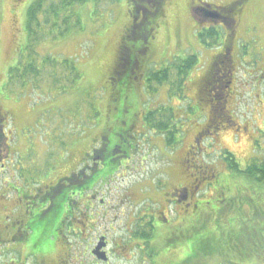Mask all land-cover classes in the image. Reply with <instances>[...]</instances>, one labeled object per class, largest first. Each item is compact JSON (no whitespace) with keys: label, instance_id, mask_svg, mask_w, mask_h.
<instances>
[{"label":"rangeland","instance_id":"374dc122","mask_svg":"<svg viewBox=\"0 0 264 264\" xmlns=\"http://www.w3.org/2000/svg\"><path fill=\"white\" fill-rule=\"evenodd\" d=\"M39 1L0 0V112L7 116L2 131L5 140H1L0 149L2 155H5L7 151L5 144L11 145L9 154L13 161L9 160L7 165L13 162L15 168L14 170L6 168L0 174V194L3 196V199H0L2 220H5L6 214H10L11 206L21 204L24 209L30 206L27 198L19 201L21 195L12 197L11 190L7 187L23 185L25 189L26 185L23 183L26 178L25 183L29 181L31 185L35 183L34 187L41 188L61 177L69 170V166L79 159V155L88 150L91 143L99 137L105 114L108 113L107 107L110 105L117 107L121 99L127 98V103L133 106L144 104L147 111L156 110L161 106L173 109L179 106L185 111L179 113V116L183 113L185 119L182 124L184 126L181 143L175 156L177 162L181 161L184 150L193 145L197 131L204 128L205 124H211L210 109L205 110L207 102L204 100L203 104H199L197 102L199 95L196 91L206 68L200 67L201 69L190 73L192 76H189L191 82L190 80L188 82L190 91L188 85L186 104L177 99H171L172 102L166 100L164 89H160L152 98L146 91L147 74L166 65L174 56L197 54L200 57V65L203 59V64L208 66L210 55L215 53L211 51L210 55L206 56L204 52L207 50L202 48L197 40L196 25L190 10L192 0H164L163 16L156 21L153 19L152 28L155 26V31L160 33L157 35L154 32L158 37V51L148 61L151 63L149 69L139 64L129 66L127 61L125 62L127 60L125 45L130 48L128 40H124L126 29L130 25L132 8L130 0H119L114 4L100 2L97 5L88 0L70 10V13H74V18L73 23L67 27L63 22L68 14L62 10L60 0H44L42 12L37 14V19L32 22L29 34L28 12ZM159 1L155 0V3L159 4ZM202 1L216 5L224 3L227 6L233 3V0ZM54 9L60 13L58 17L53 15ZM136 9L144 14L145 5L138 3ZM152 16L160 17L155 11ZM138 21L143 23L144 16ZM237 21H240L236 30L238 47H235L234 51H238L239 56L235 57V77L232 79L234 97L226 105L234 123L230 122V118L225 119L222 122L224 128L216 132L211 129V135L200 141V145L210 153L201 154L202 164L222 173L219 185L222 184L226 192L225 196L219 199L222 201L221 204H216L219 200L215 197L207 201L208 205L216 204L219 207L217 212L208 215L203 205L205 218L201 221L205 224H195L194 253L196 254L200 242L206 244L207 251L224 248L228 242V234H234L240 245L254 238L255 242L259 243L258 246H263L262 253L257 259L244 261L243 264H264V189H258L247 179L229 173L223 164L225 162L222 156L223 151H230L239 164L245 167L253 157L264 154V0H249L242 17L237 18ZM138 35L141 36L140 31ZM130 42H133V39ZM28 51H31L32 56L27 55ZM47 56L55 58L58 62H62L63 59L71 60L80 72L81 79L74 87L68 89L67 93L62 94L58 87L45 80L35 83L33 89L7 87L8 70L21 58L29 60L32 57L31 59L38 62ZM117 62L119 64L117 72L123 74L128 70L131 78H123L119 82L115 80L116 82L110 85L111 73L118 65ZM135 73L137 75L142 73V80L140 78L136 81ZM142 84L144 86L141 90ZM220 102L219 99L215 101L214 111L220 112L222 107ZM191 104L193 111L187 112L188 105ZM94 109L98 112L95 115ZM114 114L115 109L110 113L112 119L115 118ZM147 133L148 139L153 136L154 146L150 148V142L145 140L141 153L162 155L163 136L149 130ZM257 146L262 150L256 151ZM119 187L122 189L127 187V183H122L121 177L111 186H104L99 190L110 203L109 207L102 209L109 219L121 215L123 198L119 197V192L115 190ZM236 196L240 199L231 207L230 202L233 203ZM59 198L58 195L55 201L58 202ZM12 217L14 220L9 225H0L1 241L7 240L10 233L19 234L20 228L24 225L20 213ZM38 239L37 235H31L30 240L35 242L34 245L42 244L37 243ZM57 245L54 253L56 259L60 261L62 257H66L62 256L66 252L60 243ZM17 246L21 248L19 243L10 241L0 243V264L19 262L20 257L10 252ZM72 254V263L82 262L80 250H74ZM226 254L233 258L238 255ZM220 262L222 261L202 258L197 259L195 264H222Z\"/></svg>","mask_w":264,"mask_h":264},{"label":"flooded vegetation","instance_id":"af4514ba","mask_svg":"<svg viewBox=\"0 0 264 264\" xmlns=\"http://www.w3.org/2000/svg\"><path fill=\"white\" fill-rule=\"evenodd\" d=\"M133 1L126 34L135 40L130 44V48L127 44L125 46V62L127 61L129 66L139 64L148 67V61L158 51V37L153 31L147 30L145 34L143 27L146 28L156 9V14L160 15L164 0H160L159 4H156L155 0ZM138 3L145 5L143 15L136 9ZM242 3L247 4L245 1ZM206 4L208 3L202 0H192L190 5V10L199 8L202 15L212 14L208 18H197L202 28L220 25L228 29L225 28L226 37L222 40L221 52L218 54L221 57L216 55L208 70L203 71L196 90L199 96L202 94L199 100L201 102L198 103L203 104L204 100L207 102L206 111L210 109V103L218 99L221 101L219 121L211 122L216 132L223 128V121L220 119L227 117L226 105L234 97L233 82L230 81L228 86L224 84L226 79L235 77V57L239 56L238 51H234L236 30L240 23L237 18L242 17L244 9L231 10L232 5L221 8L211 4V9L208 10ZM142 16L144 22L140 24L138 20ZM139 31L141 36L138 35ZM124 37L126 41L128 36ZM224 48L226 52L223 51ZM113 74L120 79L129 75L128 70L120 74L116 69ZM140 77H143L142 73L136 75L135 80ZM164 94L170 102L175 99L168 97L167 91ZM126 100L127 98L121 99V103L114 108V119L110 114H106L104 123L108 120L112 124L111 127L106 133L101 131L97 143L82 152L66 173L41 188L28 185L30 189L27 199H30V206L21 210L12 203L15 206L10 207V214L5 215V220L0 218V225H9L14 220L12 216L20 213L23 217L24 225L19 234L10 233L7 240H0V243H19L21 248L17 246L14 251H10L20 257L19 262H13L14 264H76L72 263V253L77 249L83 257L82 262L76 261L77 264H195V224L203 222L201 219L205 218V212L210 215L211 212L219 210L216 204L222 203L219 199L223 198L226 192L225 187L219 185L222 173L204 166L200 160L201 154H210L200 145L206 133L210 132L208 125L199 128L193 145L184 150L180 162L175 158L178 149L169 150L162 155H149V152L142 154L145 140L150 142V148L154 146L153 139L147 138L149 128L145 118L148 111H145L143 106L130 105ZM229 118L230 122L234 123L231 115ZM6 121L7 116L0 113V148L1 140H5L2 131ZM240 128L239 125L238 129ZM10 146L5 144V155H2L0 149V174L6 168L15 169L13 162L7 165L9 160L13 161L9 154ZM223 164L229 170L226 162ZM120 177L122 183H127L125 189L115 188L119 197L123 198L121 215L109 219L102 209L109 207L110 203L99 190L104 186H111ZM15 187H7L14 197L18 192ZM58 195L60 198L56 202ZM214 197L219 201H216L214 206L208 205L207 201ZM0 199H3L2 194ZM51 212L54 213L50 215ZM31 235H37V243L42 244L34 245L35 242L30 240ZM59 243L66 252L62 255L66 257H62L60 261L54 253ZM241 246L246 249L245 256H252L249 252L252 246H258V242L250 238Z\"/></svg>","mask_w":264,"mask_h":264},{"label":"trees","instance_id":"16d2710c","mask_svg":"<svg viewBox=\"0 0 264 264\" xmlns=\"http://www.w3.org/2000/svg\"><path fill=\"white\" fill-rule=\"evenodd\" d=\"M43 1L44 0H40L39 2H36L29 9L28 25H27L28 30H29L28 31L29 34L31 33L32 22L37 19L36 18L37 14L42 12L43 4H44ZM87 1L88 0H60V6H61L62 10H65L64 12H67V14H68L66 17H64L63 25L65 27L70 26V24L73 23L72 19L74 18V13L73 12L70 13V10L74 6L84 4ZM91 1H93L97 5L100 2L113 3L114 4V3L118 2L119 0H91ZM243 1H245L247 3V1H249V0H233V3L230 4V5H232V7L230 9L231 10L235 9V8L237 10L245 9L246 4L245 3L243 4L242 3ZM130 2H131L130 6L132 4L134 5L133 0H130ZM208 4L211 5V3H208ZM230 5H228V6H230ZM136 6H137V4H136ZM219 6L221 8L228 7L227 5H224V3H223V5L220 4ZM156 10H155V12H156ZM192 10L193 9H191V13H192ZM53 15L55 17H58L60 15V13H58V11L56 9H54ZM142 15H143V13H142ZM162 16H163V9L160 10V17H157V18L154 16H152V18L150 17V20L146 26L147 28L143 27L144 31L149 30V31H153V32L157 33L154 29L155 26H154V28H152L153 22H154V20L156 21L158 18H161ZM192 18H193V16H192ZM193 21L196 25L197 40L201 44L202 48L207 50L204 52L205 55L209 56L211 51H215V53L212 54L213 56L210 55V57H209L210 62L208 63V66L203 64V59H202L201 65H200V57L197 54H189L185 57L174 56L172 59H170L169 62H167L166 65L158 68L155 71H151L147 74L146 91L150 94V98L154 97V94H158L160 89H164V91H167L168 97L172 96L175 99L180 100L182 103L186 104V102L188 101V98L186 97V94L188 91V85H189V91H190V84H188V82H189V80L191 82L190 77L192 76V75L190 76V73L192 71L195 72L196 70H199L200 67L206 68L205 71H207L211 62L213 61V58L216 55L220 54V52H221L220 49L222 48V46H221L222 40L226 37L225 36V30L227 28L225 27L226 28L225 29L219 25V26H210L209 28L204 26V29H203L202 28L203 26L200 25L201 24L200 22L195 21L194 18H193ZM76 24H78V23H76ZM225 26H227V25H225ZM159 33H160V31L157 33V35ZM125 36H128L127 40H128L129 45L134 42L135 39H133V37H130L131 35L126 34ZM132 39H133V42H130V40H132ZM235 42H236L235 47H238L237 46V40H235ZM125 46H127V45H125ZM223 51L226 52L225 48L223 49ZM27 55L32 56L31 51L30 52L28 51ZM218 57H221V55H218ZM31 58H29V60H26V58H21L13 67L9 68L8 74H7V83H6L8 88L14 89L15 87L16 88L19 87V88H22L23 90H25L26 88L30 89V87H31L33 89L35 83L45 80V82L53 83L56 87H58L61 90L62 94H65V93H67L66 91L68 89H71L72 87H74L76 82L81 79L80 72L76 68L75 63L71 60L63 59L62 62H58V60H56L55 58L47 56V57L41 59L40 61L36 62L34 59H31ZM214 61H217V60H214ZM116 64H118V62ZM150 64L151 63H149V65ZM149 65H148V67H146L147 69H149ZM118 66H119V64L116 65L115 69H117ZM213 68H215V67H213ZM112 74H113V71L111 73L112 78L110 79V85H112L116 81H118V82L120 81V78L117 75H115V74L112 75ZM142 76H143V74H142ZM128 77L131 78V76H129V75H128ZM128 77H127V79H128ZM140 78L142 80L143 77H140ZM230 81H232V79H230V78L226 79L224 85L228 86ZM60 85H62V86H60ZM143 86L144 85L142 84V86L140 88L141 90L143 89ZM213 95L216 96V94H213ZM200 97L202 98V94H201V96H199V98L197 100V102H199V103L201 102V101H199ZM214 104H215V102L210 103L211 114H210L209 122L216 120L220 116V112L214 111ZM140 106H143L144 110H145L144 104L140 105ZM115 107L116 106H114V105L108 106L107 107L108 113H106V114L109 115L110 113H112L114 111ZM192 107H193L192 104L190 106L188 105L189 111H187V112L193 111ZM180 108H179V106L175 109H173L172 107L161 106V107L157 108L156 110H148V112L146 114L145 122H146V125H148L149 132H153V133H156L160 136H163L164 147L161 149L163 154H166L169 150L173 151V150L178 149L179 145L181 143L182 127L184 126V125L182 126V124H183V121L185 119V117H183V113L185 111L181 110ZM145 111H147V110H145ZM182 111H183V113H181L182 115L179 116V113ZM96 113H98V112L96 111V109H94V115ZM1 114L4 115L3 113H1ZM226 114H227V117H223L222 119H220L221 121H224L225 119L229 118L228 113H226ZM213 116H215V117L213 118ZM104 124L105 123H103L101 125V128H102L101 131L106 133L112 124L108 120H106V124L105 125ZM208 128H209L210 132H211V129L216 130L215 128H213L212 124H208ZM101 131H99V137H100ZM210 132L206 133V136H210ZM153 135H155V134H153ZM152 137L153 136H151V138ZM97 139H95L91 143L90 148L92 147V145L94 143H97V141H96ZM164 148H165V150H164ZM258 148L259 147L257 146L256 151L259 152L262 150V149L259 150ZM222 156H223V160L226 162L227 167L229 168V171L231 173L237 175L238 177L247 179L249 182H252L251 185H256L258 189H264V154H261L260 157H258L259 155L253 157L251 159V161L245 167H242L239 164V162L236 160V157L230 151H223ZM25 182H26V178H25L24 183H23L24 185H26L25 189H24L23 185H15L16 190H18L17 196L16 195L15 196L16 197H18L20 195L22 196L21 198H19V201L22 198H25V197L28 198L27 197L29 194L28 190L30 189L28 185L34 187V184H35V183H33L31 185L29 183V181H27V183H25ZM34 188H37V187H34ZM38 188H40V187H38ZM12 197H14V195ZM239 199L240 198H237V196H236V199L233 200V203L230 202V204L232 205L231 207H234V205H236V202ZM28 201L30 202V199ZM17 206L19 207V209L24 210V208L21 207L22 206L21 204H17ZM211 213H213V212H211ZM202 224H205V222H202ZM204 227L205 226H203V228ZM147 238L149 239V235H147ZM241 247L242 246L240 245L238 238L234 234H228V242L226 243L224 248H217V249H212L210 251H207L206 250V244L204 242H202V243L200 242L198 244V248H197V251L195 254V261L197 259H202V258L208 259L209 258V259H213L216 261H222V262H220L222 264L223 263H225V264H243L244 261L249 262L250 259H253V260L257 259L263 250V246H255V247L252 246L251 251L249 253H251L253 255L252 256H245L246 249L241 248ZM226 253H234V254H238V255H237V257L233 258L232 256H230L229 254H226ZM235 260H236V262H235Z\"/></svg>","mask_w":264,"mask_h":264},{"label":"water","instance_id":"95a60500","mask_svg":"<svg viewBox=\"0 0 264 264\" xmlns=\"http://www.w3.org/2000/svg\"><path fill=\"white\" fill-rule=\"evenodd\" d=\"M205 6H206V8H207L208 10L211 9V6L208 5V4H206ZM205 11H207V10L205 9ZM192 16H193V18H194L195 21L200 22V21L197 19L198 17L203 16V17H207V18H208V17H211L212 14L208 13V14L202 15V14L200 13V9H199V8H195V9L192 10Z\"/></svg>","mask_w":264,"mask_h":264}]
</instances>
